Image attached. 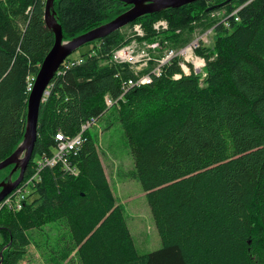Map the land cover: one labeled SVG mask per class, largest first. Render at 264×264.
<instances>
[{
  "label": "trees",
  "instance_id": "1",
  "mask_svg": "<svg viewBox=\"0 0 264 264\" xmlns=\"http://www.w3.org/2000/svg\"><path fill=\"white\" fill-rule=\"evenodd\" d=\"M46 2L0 0V163L24 139L29 87L55 43ZM130 7L55 0L53 9L71 40ZM222 10L216 21L211 14ZM159 19L170 25L161 34L153 29ZM205 19L216 37L212 48L197 51L206 60L200 73L185 74L176 58L150 84L124 89L132 73L108 56L128 42L121 29L96 40L104 42L97 54L62 65L41 103L25 174L53 155L58 133L73 137L108 114L109 126L124 130L162 246L138 252L88 128L79 152L68 156L77 175L61 163L44 167L34 198L19 211L1 210L0 264H20L29 232L52 222L66 228L78 264H264V0H198L133 23L143 24L148 40L177 47L193 39L194 21Z\"/></svg>",
  "mask_w": 264,
  "mask_h": 264
},
{
  "label": "rangeland",
  "instance_id": "2",
  "mask_svg": "<svg viewBox=\"0 0 264 264\" xmlns=\"http://www.w3.org/2000/svg\"><path fill=\"white\" fill-rule=\"evenodd\" d=\"M224 12L225 10L217 11L214 12V15L211 14V16L216 21H222ZM208 23L206 19L194 21L193 25L195 27L191 35L193 39L181 46L175 47L169 44V47L176 49L185 47L204 35L205 43L212 48L216 36L213 31L209 33L211 29H208ZM130 28L131 25L129 24L122 27L121 30L128 35ZM96 40L78 47L70 56L80 58L82 54L92 48ZM64 41H70V39H64ZM164 49L163 47L162 50ZM195 54L198 55L197 52ZM191 64L193 65V62ZM107 117L108 114L99 119L90 127V131L96 138L112 193L116 202L121 205L125 212L136 248L139 253L144 254L160 248L162 246V239L146 194L136 175L133 156L124 130L119 123L109 126ZM13 169L14 165H10L0 170V183L2 181L4 183L14 181L19 176V170L13 171ZM1 179L3 180L1 181ZM2 188L0 186V191ZM27 190L31 193V199H33L35 193L31 189V186ZM29 233L31 244L28 248L27 256L20 264H78L75 247L69 242L66 228L62 227L61 224L57 222L48 223L40 228L31 230Z\"/></svg>",
  "mask_w": 264,
  "mask_h": 264
},
{
  "label": "built area",
  "instance_id": "3",
  "mask_svg": "<svg viewBox=\"0 0 264 264\" xmlns=\"http://www.w3.org/2000/svg\"><path fill=\"white\" fill-rule=\"evenodd\" d=\"M236 11L232 14L234 15ZM235 20H239L238 17ZM226 25L229 26V23L226 22ZM170 28L169 22L166 19H159L153 23V29L157 34L167 31ZM213 29L209 30V33ZM128 42L125 44L113 49L111 53L108 54L109 61L128 67L132 73V76L127 79L124 83V89L127 90V87L130 86H142L150 84L155 76H160L163 73V68L169 61H173L176 58H179V64L181 65L183 72L185 74H191L192 72L200 73L203 72V68L206 64L205 58L198 53V49L203 46L205 43L204 35L200 36L199 39H196L182 48H173L169 47L168 41L165 40L161 42L150 41L146 38V30L142 23H133L131 24L130 33ZM162 43V44H161ZM104 42H95L92 48L82 54L80 58L71 57L70 55L63 61L62 65L64 67H70L75 64L82 63L86 57L89 55L97 54L98 51L102 48ZM165 45V46H164ZM165 48L162 53L158 56V50ZM166 47L170 48L167 49ZM198 53L196 55L195 53ZM193 62V65L191 64ZM198 61L197 63H195ZM61 65V66H62ZM151 65H153L151 67ZM60 66V68H61ZM151 67V68H150ZM59 68V69H60ZM58 69V70H59ZM182 74L177 73L174 75V78H180ZM35 80V79H34ZM34 85V84H33ZM33 86L29 87L30 91ZM49 94V86L44 94L43 99ZM125 94V92H123ZM123 94L120 98L123 97ZM106 104L112 106L116 101H114L108 94L105 95ZM97 122L96 119L88 121L83 124L82 130L75 136H66L63 133H58L56 135L57 140L59 141L56 151L52 156L42 155L39 160L36 161L34 166L33 173L21 182L11 194L7 195L0 202V213L4 208L16 212L21 210L24 207L30 192L27 188L31 186V189L34 191V187L40 180V172L44 167H53L58 163H61L63 167L68 171L78 174V170L73 166L72 162L69 160V155L77 154L83 144L84 131L90 129Z\"/></svg>",
  "mask_w": 264,
  "mask_h": 264
},
{
  "label": "water",
  "instance_id": "4",
  "mask_svg": "<svg viewBox=\"0 0 264 264\" xmlns=\"http://www.w3.org/2000/svg\"><path fill=\"white\" fill-rule=\"evenodd\" d=\"M131 7L119 14L113 20L103 23L94 29L79 35L78 37L64 41L63 28L58 23L53 9L55 0H47L45 8V20L47 26L55 34V43L50 52L45 57L40 71L34 80L33 88L28 100L27 124L24 139L14 152L0 163V170L14 165L13 171L19 170V176L11 182L4 183L0 191V202L14 190L24 179L28 165L33 157V152L38 136V122L40 106L43 101L47 87L58 71L63 61L78 47L96 39L103 38L112 32L121 29L136 21L146 14L160 12L168 8H179L183 5L193 3L198 0H119Z\"/></svg>",
  "mask_w": 264,
  "mask_h": 264
},
{
  "label": "flooded vegetation",
  "instance_id": "5",
  "mask_svg": "<svg viewBox=\"0 0 264 264\" xmlns=\"http://www.w3.org/2000/svg\"><path fill=\"white\" fill-rule=\"evenodd\" d=\"M1 181H2V179H1ZM2 188V187H1Z\"/></svg>",
  "mask_w": 264,
  "mask_h": 264
}]
</instances>
